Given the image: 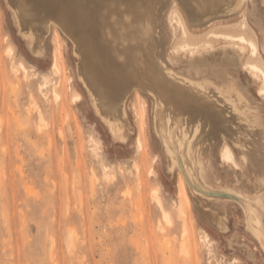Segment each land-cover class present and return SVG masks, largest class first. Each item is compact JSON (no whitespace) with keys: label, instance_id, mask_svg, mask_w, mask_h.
Instances as JSON below:
<instances>
[{"label":"rangeland","instance_id":"1","mask_svg":"<svg viewBox=\"0 0 264 264\" xmlns=\"http://www.w3.org/2000/svg\"><path fill=\"white\" fill-rule=\"evenodd\" d=\"M16 1L0 0V264H264V254L258 247L254 249L256 241L244 228L241 216L228 209L234 207L232 202H222L227 227L220 230L204 219L201 203L193 193L197 190L206 201L211 196L228 198L229 194L203 186L205 183L193 173L189 176L180 156L174 166L169 167L163 154L161 132L154 117L155 98L148 90L155 94L158 88L155 84L161 85L154 79L157 73L162 74L164 82L172 83L177 78V83H181L175 74L178 67L193 69L198 62L188 54L169 53L172 33L164 16L167 1L145 0L144 4L143 0H115L116 6L109 0L105 5L109 14L103 10L106 20L102 22L105 23L103 32L111 31L114 34L111 41L118 45L116 29L120 19L116 7L121 9L127 3L144 4L137 5L142 17L138 20L137 14L132 33L126 38H134L130 40L133 49L130 48L128 54H135L140 66L150 63L154 73L153 84L148 85L147 78L135 83L140 91L139 100L145 105L140 146L135 143L136 127L126 142H120L108 133L101 117L95 113L89 95L97 96V88L86 83L83 89L78 83L81 52L78 54L76 50L77 56L72 53L78 43L72 30L63 29L54 16L46 19L45 14L41 23L24 21L17 13L20 8L15 7ZM110 3L115 9L108 7ZM251 5L255 16L247 12L244 16L232 17L225 13L212 17L224 15L216 23L244 19L257 41L260 36L253 21L257 19L264 26V0H252ZM39 8L32 12L33 16L30 14L31 18L45 12L40 8L38 13ZM23 10L20 9L28 14ZM124 18L127 20L126 15ZM144 18L150 27H155H149L152 34L155 31V36L148 32ZM138 27L143 34L151 36L146 37L142 32L141 36ZM21 29L35 35L49 32L42 57L31 53ZM159 32L161 39L160 35L156 37ZM142 37L149 39L145 42ZM53 49L57 71L51 65ZM135 49L141 52L140 56ZM216 54H203L199 58L210 59ZM168 57L175 67L167 61ZM159 59L176 72L165 68ZM115 60L119 64L121 58ZM20 63L26 69L25 74L20 66L18 68ZM127 65L126 70H130L132 66ZM45 75L49 78V88L55 85L59 89L61 81L63 98L56 100L49 88H42L46 95L39 90ZM262 107L264 112V104ZM128 117L132 121L129 111ZM61 128L64 132L59 134ZM142 157L148 169L142 171V177L147 178L141 185ZM208 174L211 183L217 179V184L255 192L253 183L244 182L238 173L235 175L233 170L220 164L217 156ZM213 200L214 203L220 201ZM185 237L190 239L189 243Z\"/></svg>","mask_w":264,"mask_h":264},{"label":"bare ground","instance_id":"2","mask_svg":"<svg viewBox=\"0 0 264 264\" xmlns=\"http://www.w3.org/2000/svg\"><path fill=\"white\" fill-rule=\"evenodd\" d=\"M113 1L117 6L118 2ZM144 1L145 4L147 1ZM166 1L164 16L172 33L168 48L169 53L188 54L198 62L193 69L186 70L183 67L181 69L178 67V72H176L168 67L163 60L159 59L165 68L171 69L174 73L176 72L175 74L181 80V83H177V78L174 79L176 84L174 80H172L174 84L168 83V81L164 82L161 80L162 74L157 73L154 79L159 80L161 85L155 84L158 87L155 94L148 90L155 98V105L153 104V107L155 106L154 117L158 121L161 132L163 154L169 167L174 166L173 164L177 162L178 156H180L189 176L193 173L196 179L202 181L203 184L205 183L203 186L207 185L215 191L228 193V198L211 196L208 197L209 200L207 201L201 197V194L196 192L197 190L193 194L196 197L195 199L201 203V208L205 214L204 219L220 230H225L227 227L225 207L222 202H232L231 206L234 207L228 209L232 214L241 216L244 228L256 241L254 249L258 247V251L264 254V112L262 111V104H264V26L257 19L253 21L260 36V40L257 36L256 41L252 35L253 33L250 34L248 31L244 19L216 23L215 21L223 18L224 15L222 17H212L214 14L225 13H227L226 16L232 17L237 14L244 16V13L247 14V12L249 16H255L252 13V0ZM108 3L109 0H17L15 7L21 10L24 8L25 11H28L26 13L29 16L24 14V10L20 11L19 9L17 12L24 21L41 23L44 21L45 14L47 15L46 19L54 16L57 21L59 20L63 29L66 30L69 27L72 30V36L78 42V46L73 47L72 53L77 56L76 50H78V54L81 52L79 65L77 66L78 83L83 89H86V83L97 88V96L89 95L95 113L101 117L100 120L104 123L108 133L120 142H126L132 134L133 128L136 127L135 143L140 146L142 145L140 137L142 134L141 120L145 105L144 102L142 103L139 100L140 91L135 83L139 82L138 80L147 78L145 82L148 85L153 84L154 73L151 72L153 67L150 63L140 66L139 60L136 61L134 52L133 56L128 54L129 49L133 46V42L130 40L134 41V38L133 36V39L129 37L130 42L126 38L132 33L137 14L138 17L141 16L139 13L140 6L137 5L142 2L137 5L127 3L121 9L115 6L116 13L119 14L118 19H120L117 22L116 29L119 38L118 45L111 41V31L103 32L102 24H105L102 23L104 21L103 10H106L105 5ZM142 4L141 7L144 5ZM111 5L110 3L108 7H112ZM181 5L187 6L186 9L189 10L190 15ZM39 7L44 9L45 12H40ZM115 7L112 8L115 9ZM38 8L37 12H40V16L31 18L33 16L32 12ZM143 8L145 9V7ZM105 12L108 13L109 11L106 10ZM125 15L127 20H124ZM143 20L145 23V18ZM200 20L205 21L197 23ZM44 24L46 23L44 22ZM141 24L143 23L141 22ZM147 24L146 22L144 25L147 26ZM44 26L46 29L48 28V25ZM150 26L149 24L147 26L148 32L152 34L150 28L154 29L155 27ZM134 28L137 29V27ZM156 28L159 30L158 26ZM20 31L27 39L31 53L36 57H42L46 49L45 43L49 32L35 35L32 31L22 29ZM138 32L142 36L143 32L141 30ZM138 32L136 35H138ZM149 33L145 32L146 37L151 36ZM153 34L152 36H155ZM159 35L161 39V33L156 37H159ZM143 37L142 40L144 41L146 37L144 39ZM137 38L140 39L141 37L138 35ZM137 38H135L136 41ZM51 40L53 41L52 33ZM85 43H87L86 46ZM87 46L89 47L86 49ZM138 49L140 50V48ZM139 50L136 52L135 49V52L140 56ZM52 53V69L57 71L58 63L54 49ZM209 53L217 54L210 59H200L204 56L203 54ZM116 57L121 58L119 64L115 60ZM167 61L173 63V60L169 57ZM156 62L158 61L156 60ZM128 63L132 66L130 70H126L125 64ZM130 65H127V67ZM19 66L25 74V67L21 63L18 68ZM15 73L13 74L15 75ZM170 78L172 79V77ZM48 79L46 75L43 76V82L40 85L38 84L39 86L37 85L43 93L49 88L47 85ZM93 86L89 85L88 87ZM62 87L63 84L60 81L59 89L55 85H51L49 88L56 100L62 97L60 92ZM42 88L47 89L43 91ZM182 88H186V91L181 90ZM100 104L101 106H99ZM35 107L38 108V106ZM28 111L30 113V110ZM128 111L133 116V124L128 117ZM38 114L41 118V113ZM174 118L176 119L173 120ZM62 131L63 129L59 134ZM215 156H217L220 164L233 170L235 175L238 173L244 182L253 183L255 192L249 193L232 186L217 184V179H214L215 182L211 183L208 168L211 167ZM144 162H146V159L142 157L141 175L139 177L141 185L147 178L142 177L144 176L142 171L148 169ZM245 168L246 170L250 169L251 172L246 173ZM148 173L150 174V172ZM90 180L92 181V178ZM213 199L220 201L214 203ZM235 207L238 209L236 210ZM185 239H187L186 242H190L188 237H185ZM69 241L72 242L71 239ZM167 256L166 258H169Z\"/></svg>","mask_w":264,"mask_h":264},{"label":"water","instance_id":"3","mask_svg":"<svg viewBox=\"0 0 264 264\" xmlns=\"http://www.w3.org/2000/svg\"><path fill=\"white\" fill-rule=\"evenodd\" d=\"M201 191V190H200ZM203 191V190H202ZM204 192H207V191H204Z\"/></svg>","mask_w":264,"mask_h":264}]
</instances>
